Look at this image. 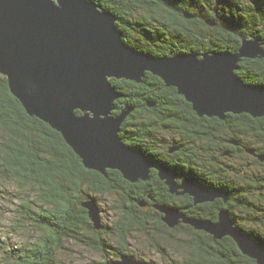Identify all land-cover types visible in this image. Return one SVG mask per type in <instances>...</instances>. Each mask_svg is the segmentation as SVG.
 <instances>
[{
  "label": "trees",
  "instance_id": "obj_1",
  "mask_svg": "<svg viewBox=\"0 0 264 264\" xmlns=\"http://www.w3.org/2000/svg\"><path fill=\"white\" fill-rule=\"evenodd\" d=\"M90 1L117 18L127 45L157 57L237 53L244 38L264 42V0ZM238 66L237 76L245 83L264 86V60L243 59ZM110 81L121 95L114 114L126 106L133 109L121 127L127 145L174 173L233 194L231 199L226 205L224 200L212 203L214 207L208 209L188 195L169 193L156 170L145 185L125 180L116 170L103 175L86 169L60 133L27 114L11 93L8 79L0 74V203H8L13 216L0 228V264H60L58 253L72 242L108 254L113 245L108 239L120 246L114 257L121 258L129 254V240L135 232L148 237L151 246L163 254L167 249L162 251L149 231L153 221L162 224L154 228L158 237L186 251L181 260L168 257L166 264H257L230 237L219 245L213 236L187 225L170 229L156 206L213 221H218L221 209H227L240 230L264 244V164L251 163L230 143L235 140L243 144L242 152L255 150L264 157V117L202 118L176 88L150 72L142 83ZM236 162L244 167L235 169ZM228 180L233 184L230 187ZM111 194L121 198L115 208L122 216L96 231L84 204ZM26 230L32 234H26L20 245L10 241L9 234L17 237ZM176 235L183 243L176 242Z\"/></svg>",
  "mask_w": 264,
  "mask_h": 264
},
{
  "label": "water",
  "instance_id": "obj_2",
  "mask_svg": "<svg viewBox=\"0 0 264 264\" xmlns=\"http://www.w3.org/2000/svg\"><path fill=\"white\" fill-rule=\"evenodd\" d=\"M116 23L112 13L90 0H0V74L27 114L60 133L86 169L103 175L116 170L137 183L148 181L155 168L172 195H189L195 204L227 202L229 194L222 189L189 178L178 184L173 170L123 141L121 127L133 109L126 106L113 115L121 95L110 80L142 83L150 72L176 88L200 117L225 120L228 113H245L263 118L264 86L247 84L235 72L243 59L264 60V42L244 38L237 53L157 57L127 45ZM84 207L94 229H103L97 201ZM156 208L170 229L184 223L215 240L230 237L242 254L264 264V244L240 230L227 210L212 221ZM113 264L156 263L126 254Z\"/></svg>",
  "mask_w": 264,
  "mask_h": 264
},
{
  "label": "rangeland",
  "instance_id": "obj_3",
  "mask_svg": "<svg viewBox=\"0 0 264 264\" xmlns=\"http://www.w3.org/2000/svg\"><path fill=\"white\" fill-rule=\"evenodd\" d=\"M94 199L97 201V204L100 208L102 224L104 225V228L98 231H103L105 229V225L112 226L114 224V221L122 216L121 212H118L115 208L116 205H119V202H121V198L116 194H111L102 195L99 196L98 199ZM7 204L0 203V228H3L1 226L6 224L13 217L6 206ZM153 222L156 223V221ZM154 228L158 229V226H150L149 231L152 230L151 232L154 234L155 241L159 243L160 249L162 251L167 249V251L163 254H159L156 249L151 246L152 241L148 237L142 235L141 233L135 232L133 237H131L129 240V255L133 256L135 259H141L140 261H146L156 264H166L168 257L173 260H181L186 251H183V249L177 244L172 245L171 243H168L164 239V236L162 238L158 237V235L156 234V230L154 231ZM26 234L31 235L32 232L26 230L22 231L21 234H19L17 237L12 236L11 234H9L8 236L11 239L10 241H12V243H17L18 245H20L19 243L23 242L22 240L25 238ZM168 235L174 237V234ZM103 237L108 239L107 234H104ZM176 237L178 239L176 241L177 243H183L180 240L179 235H176ZM184 237L185 236H182V238ZM184 239V241H188L186 237ZM108 241L113 243V245L115 246V249H108V254L98 252L82 242L68 243L65 245V248H63L58 253L59 262L60 264H113L121 259L114 257V253H116V251L120 249V246L116 242L114 244V242L110 241L109 239ZM106 255H108V259L106 258ZM107 260L109 262H106Z\"/></svg>",
  "mask_w": 264,
  "mask_h": 264
},
{
  "label": "flooded vegetation",
  "instance_id": "obj_4",
  "mask_svg": "<svg viewBox=\"0 0 264 264\" xmlns=\"http://www.w3.org/2000/svg\"><path fill=\"white\" fill-rule=\"evenodd\" d=\"M257 60V59H256ZM240 69V68H239ZM239 71V70H238ZM236 73V75H237V71L235 72ZM174 88V87H173ZM178 91V90H177ZM179 94V93H178ZM182 96V95H181ZM193 109V108H192ZM116 111V110H115ZM115 111L113 112V115H115L114 113H115ZM194 111V110H193ZM195 112V111H194ZM148 113V112H147ZM196 113V112H195ZM197 114V113H196ZM228 114H233V113H228ZM227 114V115H228ZM245 114V113H244ZM198 115V114H197ZM227 115H226V117H227ZM233 115H235V114H233ZM240 115H242V114H240ZM145 116H147V118L146 119H148L149 120V118H148V114H146ZM204 117H207V116H204ZM203 118V117H202ZM208 118H210V117H208ZM212 118H216V117H212ZM211 118V119H212ZM151 119V118H150ZM218 119V118H217ZM220 120V119H219ZM223 121V120H222ZM121 133H122V129H121ZM121 133H120V136H121ZM124 141V140H123ZM230 143L232 144V145H234V147H239L240 148V150H239V152H241L242 153V156H247V158L249 159V161L251 162V161H253V162H256V161H259L261 164L263 163L264 164V160L262 161L260 158H259V156H261L260 154H258V153H256L255 152V150H249L248 152L249 153H246V152H242L243 150H244V147H243V144L241 143H238L237 141H230ZM228 145H230V144H228ZM251 151H253V153H251ZM258 159V160H257ZM235 161H237V159L235 160ZM253 162H251V163H253ZM234 165V167H235V169H238V168H240V167H244V163H242V162H236V163H234L233 164ZM256 165H259L258 163L256 164ZM253 169V168H252ZM254 169H256V166H255V168ZM153 170H156V171H158L157 169H155V168H152L151 169V173H150V179L148 180V181H150L151 180V178H152V172H153ZM233 171V170H232ZM234 171H236V170H234ZM233 171V172H234ZM175 175H176V181H177V183L178 184H181L182 183V181L183 180H185V179H187V178H189V179H192V180H194V181H196V182H198V183H200L201 185H204L205 187H207L205 184H203V183H201V182H199V181H197V180H195L194 178H192V177H190V176H185V175H182V174H179V173H176L175 172ZM244 177V176H243ZM240 178V183L242 184L243 182H244V179L245 178ZM148 181H141V182H144V184L146 185L147 183L146 182H148ZM255 181V180H254ZM140 182V181H139ZM139 182H137V183H139ZM165 182V181H164ZM226 183H227V185L230 187V186H232L233 184H232V182L231 181H225ZM239 183V184H240ZM167 186V185H166ZM168 187V186H167ZM169 188V187H168ZM207 188H209V187H207ZM210 189V188H209ZM212 189H214V188H212ZM219 189V188H218ZM225 192H227V191H225ZM169 193H170V191H169ZM228 193V192H227ZM229 194V200L231 199V196L233 195V194H230V193H228ZM175 196H177V195H175ZM182 196H185V195H182ZM189 196V195H188ZM194 200V199H193ZM219 200H223V199H217V200H215L214 202H212V203H220L219 202ZM229 200L227 201V202H225L224 201V204L226 205L228 202H229ZM195 203V202H194ZM212 203H203V204H196V205H206L207 206V208L208 209H210V208H213L214 207V205H211ZM239 207L242 209V207H244V206H242V205H239ZM158 210V209H157ZM221 210H227V209H221ZM220 210V211H221ZM219 211V212H220ZM160 213V212H159ZM183 213V212H182ZM185 214V213H184ZM186 215V214H185ZM162 216H163V214H162ZM188 216V215H187ZM188 217H190V216H188ZM191 218H193V217H191ZM206 220H211V219H206ZM213 221V220H212ZM162 222L165 224V222L163 221V218H162ZM235 222V225H236V221H234ZM155 222H151V225L152 226H162V224L160 223V222H156L155 224H154ZM181 225H187V224H184V223H180V225L179 226H181ZM178 226V227H179ZM187 226H190V225H187ZM191 227V226H190ZM206 233V232H205ZM228 237H224L223 239H221V240H215L214 238H213V242L214 243H218L219 245L220 244H222L223 243V245H224V243H227L228 242ZM115 244V243H114ZM115 249V246L114 245H112V248H110V249ZM154 248V247H153ZM225 248V247H224ZM117 252V251H116ZM113 254V253H112ZM115 254V253H114ZM244 255V254H243ZM245 256V255H244Z\"/></svg>",
  "mask_w": 264,
  "mask_h": 264
}]
</instances>
